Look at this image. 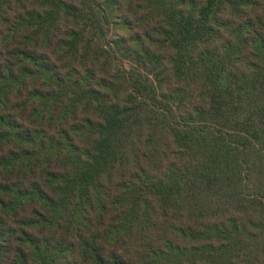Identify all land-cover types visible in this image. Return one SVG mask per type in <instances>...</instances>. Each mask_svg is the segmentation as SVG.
<instances>
[{"label":"trees","instance_id":"trees-1","mask_svg":"<svg viewBox=\"0 0 264 264\" xmlns=\"http://www.w3.org/2000/svg\"><path fill=\"white\" fill-rule=\"evenodd\" d=\"M0 264H264V0H0Z\"/></svg>","mask_w":264,"mask_h":264}]
</instances>
